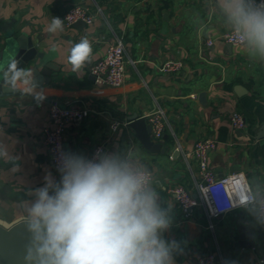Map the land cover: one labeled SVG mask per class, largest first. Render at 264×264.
I'll return each mask as SVG.
<instances>
[{"label": "crops", "instance_id": "0c3cea01", "mask_svg": "<svg viewBox=\"0 0 264 264\" xmlns=\"http://www.w3.org/2000/svg\"><path fill=\"white\" fill-rule=\"evenodd\" d=\"M73 3L88 5L91 23L65 24L64 13ZM53 17L63 21V31H48ZM232 29L223 0H0V52L10 35L25 34L54 65L51 81L31 94L17 85L16 94L0 97V152L6 153L0 155V216L30 219L34 190L48 183L46 177L53 185L60 181L40 139L49 124V102H82L91 111L78 125L67 126L66 153L87 160L104 142L102 155L152 172L151 187L171 218L163 234L177 245L174 264H195L207 252L215 254L216 264H259L264 222L256 207L208 217L196 206L184 217L168 191L182 184L195 193L199 168L192 151L206 138L215 141L207 156L215 176L240 170L255 194L264 189V57L246 42H226L222 36ZM85 37L92 47L90 62L74 72L69 51ZM118 41L126 55L124 81L101 84L89 66ZM170 59L182 61V67L161 71ZM202 91L204 104L198 97ZM156 109L162 110L163 132L151 137L163 140L166 153L146 150L127 123L111 129L115 120ZM234 112L243 117L242 128L233 126Z\"/></svg>", "mask_w": 264, "mask_h": 264}, {"label": "clouds", "instance_id": "9594fccd", "mask_svg": "<svg viewBox=\"0 0 264 264\" xmlns=\"http://www.w3.org/2000/svg\"><path fill=\"white\" fill-rule=\"evenodd\" d=\"M223 9L240 40L264 57V4L223 0ZM58 30L63 31V21L53 17L48 31ZM91 55L86 37L74 44L68 55L73 71ZM17 64L8 66L6 81L13 89L24 85V93L31 94L33 72ZM61 160L60 181L53 185L46 177L28 209L31 229L43 234L41 264H174L177 245L162 238L171 218L158 203L150 173L113 155L89 161L62 154Z\"/></svg>", "mask_w": 264, "mask_h": 264}, {"label": "built area", "instance_id": "2783aa9c", "mask_svg": "<svg viewBox=\"0 0 264 264\" xmlns=\"http://www.w3.org/2000/svg\"><path fill=\"white\" fill-rule=\"evenodd\" d=\"M259 6L264 4V0H253ZM66 25L82 20L91 23L93 15L88 5L83 3H73L63 16ZM223 39L231 44H242L243 41L237 36L235 29L223 34ZM207 40V44H211ZM126 55L123 44L118 42L110 43L105 54L96 62L89 66L90 73L95 80L101 84L109 86H119L124 81ZM180 60H166L160 70L163 72L176 71L182 67ZM91 111V108L82 102H62L51 100L48 107L49 124L42 128L40 135L41 142L46 145L53 168L60 172L62 166V154H67L64 148V135L67 126L78 125ZM232 124L236 128H242L245 124L243 117L238 112L232 114ZM151 124V133L159 138L163 132L162 110L156 109L147 115ZM128 121L115 120L111 124V129L116 130L120 124ZM215 147V141L211 138L198 140L193 148L192 155L198 164V181L195 183V193L193 194L182 184L171 186L168 191L172 195L174 202L180 208L184 217H190L192 209L202 206L208 217L225 214L237 207H256L258 217L264 222V189L255 194L247 180L246 175L238 170L215 176L207 163L208 152ZM104 142L97 144L87 160L96 161L98 154L103 153ZM151 180L153 174L150 170ZM246 198V202H245ZM259 264H264V256L259 259ZM195 264H216L215 254L207 252L200 255Z\"/></svg>", "mask_w": 264, "mask_h": 264}, {"label": "water", "instance_id": "95a60500", "mask_svg": "<svg viewBox=\"0 0 264 264\" xmlns=\"http://www.w3.org/2000/svg\"><path fill=\"white\" fill-rule=\"evenodd\" d=\"M76 23L83 24L82 20ZM18 61L17 67L30 69L33 72L34 88L41 87L51 81V71L54 65L45 60L43 53L38 51L35 41L25 34L10 35L5 48L0 52V97L16 94V88H11L6 81V70L13 62ZM199 101L205 103V92L199 93ZM134 131L142 146L149 152L166 153L163 140H153L151 124L147 116L132 114L127 123ZM261 136H264V126ZM149 170V169H147ZM248 233V232H247ZM249 234V233H248ZM42 233L31 229L30 219L19 215L11 219L0 216V264H41ZM164 239V234L162 233ZM251 238V234H249ZM246 245H251L245 243Z\"/></svg>", "mask_w": 264, "mask_h": 264}]
</instances>
